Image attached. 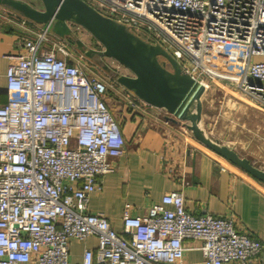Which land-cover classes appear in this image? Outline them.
Listing matches in <instances>:
<instances>
[{"label":"built area","instance_id":"2783aa9c","mask_svg":"<svg viewBox=\"0 0 264 264\" xmlns=\"http://www.w3.org/2000/svg\"><path fill=\"white\" fill-rule=\"evenodd\" d=\"M85 1L159 43L199 83L235 90L264 110V0ZM9 17L25 24L23 16ZM43 25L19 41L21 51L9 56L5 71L0 264H191L182 259L185 238L200 241L202 264L258 262L264 243L238 230L232 216L188 210L182 188L165 192L146 214L125 212L120 230L88 209L89 195L113 170L110 159L123 152L120 125L106 102L118 82L91 60L77 61ZM115 89L134 110L169 115L119 83ZM89 236L96 246L73 259L71 241Z\"/></svg>","mask_w":264,"mask_h":264},{"label":"crops","instance_id":"0c3cea01","mask_svg":"<svg viewBox=\"0 0 264 264\" xmlns=\"http://www.w3.org/2000/svg\"><path fill=\"white\" fill-rule=\"evenodd\" d=\"M24 21L22 25L0 17V104L7 98L5 71L9 56L19 54V41L31 37L40 26L27 18ZM106 102L120 125L124 146L120 156L110 159L113 170L103 175L101 189L89 195L90 211L105 214L113 227L120 230L125 212L146 214L165 192L182 188L188 210L195 214L210 212L216 216H232L238 230L264 243V182L201 146L189 130L183 128L181 121L152 115L150 112H155V108H147L150 114L134 110L127 104L124 91L116 90L113 98L108 94ZM204 113L203 106L201 117ZM229 125L218 128L220 135L210 136L264 168V116L257 118L254 125L258 131L252 138L246 135V129L236 130L234 123ZM96 244L95 236H89L86 241L72 240L73 259L80 260L84 247ZM184 245L183 261L202 264L200 241L185 238ZM255 264H264V249Z\"/></svg>","mask_w":264,"mask_h":264},{"label":"water","instance_id":"95a60500","mask_svg":"<svg viewBox=\"0 0 264 264\" xmlns=\"http://www.w3.org/2000/svg\"><path fill=\"white\" fill-rule=\"evenodd\" d=\"M40 1L41 8L27 0H0V5L36 23L50 24L51 32L61 38L72 35L70 23L83 26L102 46L94 48L75 37V47L86 58L144 102L164 109L168 119L181 121L195 139L214 153L264 182V168L204 130L200 118L205 86L159 43L145 40L85 0ZM103 57L118 61L131 74L116 71Z\"/></svg>","mask_w":264,"mask_h":264},{"label":"rangeland","instance_id":"374dc122","mask_svg":"<svg viewBox=\"0 0 264 264\" xmlns=\"http://www.w3.org/2000/svg\"><path fill=\"white\" fill-rule=\"evenodd\" d=\"M27 1L32 3L36 7H39V8L42 7L40 0H27ZM9 16L17 20L16 17H18L19 14L17 15V13L13 12L7 7L0 5V17L6 19L7 17L10 18ZM70 25L72 28L71 36H67L65 38L53 36L52 40H55L56 42L62 41V43L66 45V48L71 52L72 56L77 61H79L81 64L84 62H87L88 64H90L91 59L86 58L75 47L74 38L78 37L81 40H83L87 45L94 47V48H101L102 47L101 44L83 26L77 23H70ZM43 27H44L43 24H40V26H38L40 30ZM103 58L111 67L117 65L118 71L123 72V73L129 72L128 68H126L121 63L118 64L117 63L118 61L114 60L113 58L111 57H103ZM94 63L93 65H94L95 70L104 72V70L100 66ZM115 84L116 83H113L109 87L108 94L111 98H113V94L116 91L115 88L117 87L118 83L116 85ZM202 104L204 106L205 113L200 118V122L205 127L204 130L209 135H215V134L220 135L221 133L218 128H221L223 124L229 125V123H234V128H236V130L239 128L246 129V135H248L249 138L255 137L258 129L257 127H255L254 124L257 122V118L259 116H264L260 113V111L264 112V110H260L255 105H253L252 101H250L248 96L241 94L239 92H235V90H228L226 88H223V86L213 81L207 82V85L205 86V91L202 95ZM243 124L244 126H242ZM237 134L238 133L236 132V135ZM194 140L197 143H199L201 146H203L204 148L210 150L208 147L200 143L197 139L194 138ZM223 160L226 161L228 164L230 163L224 158Z\"/></svg>","mask_w":264,"mask_h":264}]
</instances>
